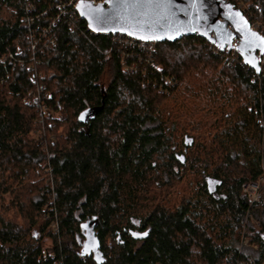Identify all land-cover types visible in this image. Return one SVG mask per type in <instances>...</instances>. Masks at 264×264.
<instances>
[{
  "label": "trees",
  "instance_id": "16d2710c",
  "mask_svg": "<svg viewBox=\"0 0 264 264\" xmlns=\"http://www.w3.org/2000/svg\"><path fill=\"white\" fill-rule=\"evenodd\" d=\"M70 1L0 0V264H96L80 256L94 218L104 264H264V186L243 191L264 180V67L198 38L129 47ZM246 1L264 35V0ZM136 145L178 171L127 217Z\"/></svg>",
  "mask_w": 264,
  "mask_h": 264
},
{
  "label": "water",
  "instance_id": "95a60500",
  "mask_svg": "<svg viewBox=\"0 0 264 264\" xmlns=\"http://www.w3.org/2000/svg\"><path fill=\"white\" fill-rule=\"evenodd\" d=\"M76 12L94 35L122 36L153 45L198 38L220 53H236L258 76L263 70L264 36L226 0H110L102 6L81 2ZM99 223L94 218L83 226L80 256L104 264L96 235Z\"/></svg>",
  "mask_w": 264,
  "mask_h": 264
},
{
  "label": "rangeland",
  "instance_id": "374dc122",
  "mask_svg": "<svg viewBox=\"0 0 264 264\" xmlns=\"http://www.w3.org/2000/svg\"><path fill=\"white\" fill-rule=\"evenodd\" d=\"M109 76H106L105 82L108 83ZM174 163H167L163 165L155 164L152 161L151 156H147L142 146L136 145L135 148L130 153V159L128 164L124 167L123 173L120 175L122 177V187H121V203L126 212V216L130 217V214L135 216V210L133 206L135 203H139V209L137 214L140 215L144 203V194L146 191L154 192L155 188L153 184L155 182L161 183L166 178L173 179L177 174V169L174 167ZM242 170L238 169L232 178L225 177L223 181L225 182V187L223 193L229 195L231 200L238 203L239 200V188L236 183L237 174L241 173ZM229 186H236L237 193L229 194ZM233 202V203H235ZM137 209V207H136ZM54 232V226L51 228Z\"/></svg>",
  "mask_w": 264,
  "mask_h": 264
},
{
  "label": "built area",
  "instance_id": "2783aa9c",
  "mask_svg": "<svg viewBox=\"0 0 264 264\" xmlns=\"http://www.w3.org/2000/svg\"><path fill=\"white\" fill-rule=\"evenodd\" d=\"M108 1H110V0H71L70 1V8L78 16V14L76 12V8L79 5V3L88 2V3H92L95 6H102V5H105L106 2H108ZM226 1H229L230 3H232V1L235 2V4H233V3L232 4L235 5L243 13L244 16H245V13H247L249 11V7L247 5V1L246 0H226ZM245 18L247 19L246 16H245ZM247 21L249 22L248 19H247ZM251 27H252V29L255 32H257V33L261 34L262 36H264L263 33L260 32V28L258 26H256V25L252 26L251 25ZM114 37H122V36H114ZM123 38H125V39H123L120 42H124L126 45H129V47H132V48H142L144 45H153V44L140 43V42L131 40V39L127 38V37H123ZM115 41L117 42L118 38H116ZM109 55H110V53H108V56ZM122 65H123L124 69H126V71H127V64H126L125 60H123ZM261 65H262V68H263L264 67V60L262 61ZM130 71L133 72V71H135V69H130ZM168 83H169V88L165 92L166 95H170L172 93V91H173L172 81L169 80ZM258 189H259L258 186L252 185L250 187H245L244 191L248 192L250 190L252 192L251 195H252L253 201L257 202L259 200ZM54 230L58 231V227L54 226ZM246 244H247V242H246Z\"/></svg>",
  "mask_w": 264,
  "mask_h": 264
},
{
  "label": "bare ground",
  "instance_id": "6f19581e",
  "mask_svg": "<svg viewBox=\"0 0 264 264\" xmlns=\"http://www.w3.org/2000/svg\"><path fill=\"white\" fill-rule=\"evenodd\" d=\"M256 186L259 187V189H258L259 200H258L257 202H254V201H253V198H252V195H251L252 192H251L250 190H249L248 192H245V191H244V188H243L244 193L249 194L250 199H251V202H252L253 204L258 203V202L260 201V199H261V193H260V191H261V186H264V180L261 182V184L256 185ZM243 241H245V242L243 243L244 246H250V241H249L248 239H247V240H243ZM246 242H247V244H246Z\"/></svg>",
  "mask_w": 264,
  "mask_h": 264
},
{
  "label": "snow or ice",
  "instance_id": "6c2138e0",
  "mask_svg": "<svg viewBox=\"0 0 264 264\" xmlns=\"http://www.w3.org/2000/svg\"><path fill=\"white\" fill-rule=\"evenodd\" d=\"M81 119H83V117H81ZM145 235H146V233H145Z\"/></svg>",
  "mask_w": 264,
  "mask_h": 264
}]
</instances>
